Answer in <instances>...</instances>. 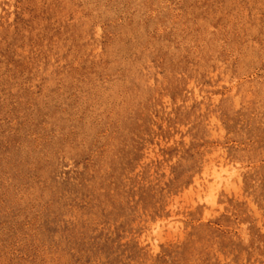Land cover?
I'll use <instances>...</instances> for the list:
<instances>
[{"label": "rangeland", "instance_id": "1", "mask_svg": "<svg viewBox=\"0 0 264 264\" xmlns=\"http://www.w3.org/2000/svg\"><path fill=\"white\" fill-rule=\"evenodd\" d=\"M0 264H264V0H0Z\"/></svg>", "mask_w": 264, "mask_h": 264}, {"label": "bare ground", "instance_id": "2", "mask_svg": "<svg viewBox=\"0 0 264 264\" xmlns=\"http://www.w3.org/2000/svg\"><path fill=\"white\" fill-rule=\"evenodd\" d=\"M210 161H212L213 171L215 173L214 175L212 174L213 175L212 181L209 182L207 179H205V180H202V181L197 180L196 182L198 184L202 183V185L204 186V188H210L211 190H213L215 188H218L220 186H225V187L228 186L229 183H230V180L233 177V175L236 173L235 170L232 169L233 167L232 166H229L226 163V161L224 160V158H222V157H220L218 159V162L217 163L214 160H210ZM225 165H228V166L225 167ZM211 168L212 167H210V169ZM206 170H207V167H206ZM206 174H207V172H206Z\"/></svg>", "mask_w": 264, "mask_h": 264}]
</instances>
